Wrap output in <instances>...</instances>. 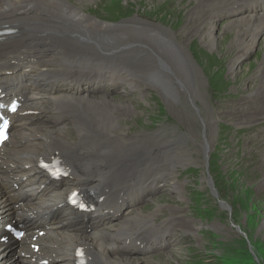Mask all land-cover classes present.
Masks as SVG:
<instances>
[{
  "label": "bare ground",
  "instance_id": "bare-ground-1",
  "mask_svg": "<svg viewBox=\"0 0 264 264\" xmlns=\"http://www.w3.org/2000/svg\"><path fill=\"white\" fill-rule=\"evenodd\" d=\"M80 3L82 0H0V31H14L11 36L0 37V88L9 98H23L19 112L13 116L12 138L0 154V264H29L22 257L23 252L30 251L25 239L15 242L5 234L6 227L17 224L28 229L25 238L30 244L40 245L43 254L55 257L53 264H77L79 251L86 256L85 264H141L111 256L137 253L139 249L134 246L137 243L148 245L146 251L150 247L162 249L173 239L167 233V228L172 226L153 227L151 215L154 213L141 216L136 211L129 213L127 219L125 216L110 235L106 231L96 232L101 223L116 219L117 214L123 216L143 197L158 190L164 179L171 176L165 166L172 171L185 166L187 161L177 156L178 147L169 140H156L166 150L164 166L161 163L164 155H156L158 145L154 140L120 139L117 132L120 116L131 109L130 104L122 103L129 100H121L120 105L111 99H96L92 94L98 86L109 87L110 83L112 88L118 82H128L130 90L143 85L159 94L152 87L157 84L163 95L171 94L180 101L188 87L186 98L200 112L207 113L200 91L202 81L191 59L183 52L186 49L182 39L177 40L163 28L140 20L112 24L90 19L87 12L77 9ZM192 6L188 19L202 30H208L203 33L208 36L214 21L222 14L235 18L226 28L235 35L234 45L241 50L240 57L264 35V0H197ZM213 40L207 37L206 45L212 47ZM234 68L232 65L233 72ZM260 70L264 72V61ZM255 81H258L257 88L248 93L253 99L247 94L248 100L240 110L224 102L221 114H214L215 118L211 114L202 117L205 137L206 133L214 135L215 128L211 126L216 121L222 123L229 119L232 130H243L246 135L250 134V127L263 125L264 79ZM85 90L86 95L82 94ZM252 101L261 102L258 107L263 111H256ZM168 104L170 112L175 114L176 108L169 101ZM23 113H29L30 117L24 120ZM179 117L186 123L185 127L195 131L186 116ZM66 121L76 129V138L64 126ZM252 153L258 158L264 156V141L257 142ZM52 157H57L69 171L65 178L68 184L61 183L65 182L62 180L59 186L37 169L39 158L50 161ZM260 169L264 175L262 160ZM169 184L179 192L173 187L176 183L172 179ZM14 186L19 189L14 190ZM41 186H44L42 190ZM60 187L65 198L75 188L84 191L93 210L85 215L72 214L60 207L62 196L56 195ZM58 222L70 231L50 225ZM88 224L94 231L90 235L86 234ZM102 236H107V242ZM33 239L36 243H32ZM127 240L130 245L123 246Z\"/></svg>",
  "mask_w": 264,
  "mask_h": 264
},
{
  "label": "rangeland",
  "instance_id": "rangeland-1",
  "mask_svg": "<svg viewBox=\"0 0 264 264\" xmlns=\"http://www.w3.org/2000/svg\"><path fill=\"white\" fill-rule=\"evenodd\" d=\"M195 1L197 0H82L81 5H77V9L87 12L90 19L112 24L140 20L163 28L170 35L177 37V40L182 39L181 43L186 49L183 52L191 59L194 70L202 81L200 91L208 110L207 113L200 112L199 108L194 106L195 103L192 104L189 98H186V93L189 94L188 87L182 92L180 101L171 94L163 95L157 84H152V87L157 89L160 96L143 85L130 90L128 82H118L112 88L109 83V87L98 86L94 90L92 95L99 100L107 98L114 100L115 104L121 100H129L122 103L130 104L128 113H132L124 115L122 110L117 128L120 139L148 138L154 142L159 138L164 142L169 140L173 144L176 143L179 151L177 156H183L187 161L185 166H179L177 163L179 167L170 171L169 166H165V147H159L156 142V155H164L161 163L171 176L164 179L165 182L160 184L158 190L155 189L145 197L146 199L143 197L138 204L130 207L123 216L101 223L102 226H98L96 232L106 231L110 235L111 231L119 228L122 219L125 216L127 219L129 213L131 215L134 211L141 213V216L154 213L151 215V226H172V229L167 228V233L170 232L173 239L166 247L111 257L127 258L129 262L135 260L141 264H264V175L260 169L264 156L260 155L258 158L252 153V148L257 142L263 144L264 123L250 127V134L246 135L243 130H232L229 119L223 120L222 123L216 121L211 126L215 128L214 135L206 133V137L201 123L205 115L215 118L214 114H221L225 108L224 102L232 103L233 108L240 110V106L248 100L246 96L250 90L257 88L258 81L255 80L264 79V72L260 70L264 61V35L257 39L251 50L240 57L241 50H237L234 45L235 35L226 28L235 18L222 14L214 21L211 36L203 34L208 30H202L199 25L188 19L193 12L191 7L193 8ZM196 36H202L204 39ZM207 37L215 40L212 47L206 45ZM232 65L235 66L234 72L231 70ZM181 80L184 82L182 78ZM82 94L86 95L87 91ZM161 95L176 108L177 114L170 112L168 101ZM248 95L253 99L251 94ZM260 103L252 101V107L254 106L256 111H263L264 109L258 107ZM181 115L192 122L190 124L195 131L185 127L186 123L183 124L179 120ZM28 116L24 118H29ZM65 123L64 126L68 128L71 137L76 138V129L70 122ZM51 129L53 130L52 127ZM258 146L259 144L256 147ZM259 151L261 152V149ZM252 156L254 158H251ZM182 158L179 159L182 161ZM171 179L176 183L173 187L179 192L172 190L169 184ZM209 180L218 194V199L227 205V210L220 208L219 202L211 195ZM61 183L68 184L69 181ZM60 189L56 195L63 192V187ZM175 219L177 222H174ZM93 232L92 230L86 234ZM148 233L150 235V229ZM106 238L107 236L101 237L107 242ZM135 247L138 248V245Z\"/></svg>",
  "mask_w": 264,
  "mask_h": 264
},
{
  "label": "snow or ice",
  "instance_id": "snow-or-ice-1",
  "mask_svg": "<svg viewBox=\"0 0 264 264\" xmlns=\"http://www.w3.org/2000/svg\"><path fill=\"white\" fill-rule=\"evenodd\" d=\"M2 107V105H0ZM14 110V109H13ZM8 128V121H3L2 125H0V136L4 135L5 130Z\"/></svg>",
  "mask_w": 264,
  "mask_h": 264
},
{
  "label": "water",
  "instance_id": "water-1",
  "mask_svg": "<svg viewBox=\"0 0 264 264\" xmlns=\"http://www.w3.org/2000/svg\"><path fill=\"white\" fill-rule=\"evenodd\" d=\"M221 205H222V206H224V203H223V202H221Z\"/></svg>",
  "mask_w": 264,
  "mask_h": 264
},
{
  "label": "trees",
  "instance_id": "trees-1",
  "mask_svg": "<svg viewBox=\"0 0 264 264\" xmlns=\"http://www.w3.org/2000/svg\"><path fill=\"white\" fill-rule=\"evenodd\" d=\"M24 120H27V118H24Z\"/></svg>",
  "mask_w": 264,
  "mask_h": 264
}]
</instances>
